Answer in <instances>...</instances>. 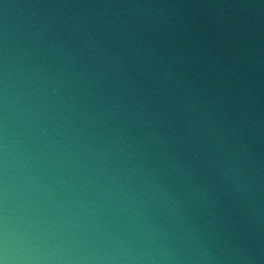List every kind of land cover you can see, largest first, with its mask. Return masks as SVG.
I'll return each instance as SVG.
<instances>
[{"label": "clouds", "instance_id": "clouds-1", "mask_svg": "<svg viewBox=\"0 0 264 264\" xmlns=\"http://www.w3.org/2000/svg\"><path fill=\"white\" fill-rule=\"evenodd\" d=\"M0 264H264V0H0Z\"/></svg>", "mask_w": 264, "mask_h": 264}]
</instances>
